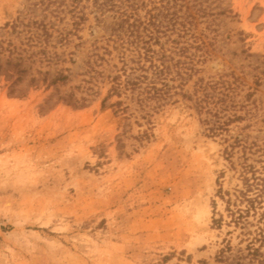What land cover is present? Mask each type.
Masks as SVG:
<instances>
[{
    "label": "rangeland",
    "instance_id": "1",
    "mask_svg": "<svg viewBox=\"0 0 264 264\" xmlns=\"http://www.w3.org/2000/svg\"><path fill=\"white\" fill-rule=\"evenodd\" d=\"M38 1L0 0V264H257L264 0H168L162 41L195 71L160 104L111 92L122 63L89 8Z\"/></svg>",
    "mask_w": 264,
    "mask_h": 264
},
{
    "label": "trees",
    "instance_id": "2",
    "mask_svg": "<svg viewBox=\"0 0 264 264\" xmlns=\"http://www.w3.org/2000/svg\"><path fill=\"white\" fill-rule=\"evenodd\" d=\"M168 4V0L166 3L163 0L158 3H151L150 0H39L34 7L45 6V9H49L56 5L50 10L58 15L63 12L59 7L65 5L72 13V18L80 22L86 21L87 13L84 11L89 8V14L92 15L96 26L107 33L108 40L112 42L113 49L117 51L122 63L119 70L121 73L112 79L111 92L116 95L129 93L131 97L135 94L139 103L147 104L148 100H155L160 104L174 87L175 80H180L179 87L182 88V82L186 81V77H190L186 70L195 71L193 67L183 66L185 64L180 60L174 61L172 56V50L175 48L183 54L186 47H177L180 44L178 43L176 47L169 49L162 41L164 37L170 40L167 33L169 24L177 20L170 13ZM183 29L182 35L188 31L185 26ZM177 37L182 36L178 33ZM181 68L186 72L181 71ZM173 71L175 76L172 75ZM61 78L64 77L60 75L57 79ZM210 101L211 97L205 94L196 99L195 104L198 114L205 112L206 116L201 123L209 126L208 132L214 137L223 131L225 124L216 113L210 114L209 107H206ZM256 199L247 200L248 210L254 207ZM257 240L260 245L248 248V255L252 262L264 264V231H260Z\"/></svg>",
    "mask_w": 264,
    "mask_h": 264
}]
</instances>
